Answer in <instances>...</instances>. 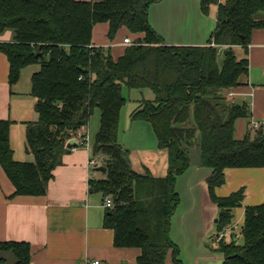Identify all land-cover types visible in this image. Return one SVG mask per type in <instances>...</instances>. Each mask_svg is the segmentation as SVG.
I'll list each match as a JSON object with an SVG mask.
<instances>
[{
	"label": "trees",
	"instance_id": "1",
	"mask_svg": "<svg viewBox=\"0 0 264 264\" xmlns=\"http://www.w3.org/2000/svg\"><path fill=\"white\" fill-rule=\"evenodd\" d=\"M158 1L0 0V34L11 33L9 41L0 42L9 63V84L17 83L24 67L38 64L30 76L38 117L25 130L34 160L13 158L10 122L0 120V165L15 195L45 194L53 170L70 150L66 143L85 134L82 128L98 108L100 124L91 151L103 156L105 177L90 179L88 185L90 192L111 197L103 226L113 230L115 247L140 249L138 264H165L168 251L181 264L179 249L169 237V221L179 201L175 177L190 165L183 143L194 145L200 136L201 166L212 169L206 184L218 207L217 236L232 225V210L244 199L243 189L226 197L216 195L226 170L264 167L261 132L233 137L234 122L248 115V106L229 103L223 94L248 72L247 55L238 59L233 46L247 47L252 30L264 29V0H199L204 15L217 7L214 29L203 46L164 44L147 15ZM97 23L108 24L109 39L122 27L143 36L115 59L108 48L92 44ZM122 84L149 93L129 118L149 121L158 146L167 148L165 176L132 169L129 149L119 140L126 102ZM240 235L242 244L235 237L215 239L213 250L222 255V264H264V202L245 207ZM2 250H12L17 264H30L27 242L3 241Z\"/></svg>",
	"mask_w": 264,
	"mask_h": 264
},
{
	"label": "crops",
	"instance_id": "2",
	"mask_svg": "<svg viewBox=\"0 0 264 264\" xmlns=\"http://www.w3.org/2000/svg\"><path fill=\"white\" fill-rule=\"evenodd\" d=\"M216 8L213 6L204 15L199 0H160L149 6L148 22L166 45L203 46L214 29ZM107 31V23L95 24L91 42L108 48L116 59L129 46L123 43L129 36L120 28L115 38L108 41ZM10 37L11 33L6 31L0 34V42L9 41ZM233 50L238 59L247 55L248 72L240 77L239 85L223 94L232 92L231 98H225L227 102L248 106V115L234 122L233 137L243 139L257 133L250 127L252 120L264 121V29L252 30L247 47L237 45ZM8 74L7 57L0 52V120L10 122L13 158L32 162L34 157L27 150L25 130L29 122L37 120L36 99L30 94V85L23 89L17 83L10 85ZM120 123L121 116L119 140L129 149L132 169L153 177L165 176L168 152L158 146L152 124L141 119L131 121L128 117ZM82 130L87 135L88 126ZM91 157L103 160L101 155H92L89 144L88 148L78 146L68 150L62 163L53 170L45 194L38 196L15 195V188L0 165V242L29 243L30 264H82L94 260L99 264H138L140 249L115 247L113 230L103 226L108 210L103 205L104 197L100 192H90L88 185L90 179H101L94 171L102 164L89 166ZM211 173L208 167L190 164L175 177L174 191L179 201L170 217L169 237L179 249L181 264H222V255L213 250L217 244L218 207L211 201L206 184ZM239 189H243L244 199L232 210V228L235 224L241 228L246 206L264 202V167L227 169L225 183L215 193L226 197ZM230 228L222 238L234 236ZM165 264H176L170 251Z\"/></svg>",
	"mask_w": 264,
	"mask_h": 264
},
{
	"label": "rangeland",
	"instance_id": "3",
	"mask_svg": "<svg viewBox=\"0 0 264 264\" xmlns=\"http://www.w3.org/2000/svg\"><path fill=\"white\" fill-rule=\"evenodd\" d=\"M122 28H124V30L127 32L128 36L132 40L135 41V38H137V37H135V35L132 34L131 32H129L128 29H126L125 27H122ZM113 39H109L107 37L108 41H112ZM108 43H111V42H108ZM219 60H221V57L219 58ZM37 70H38V64L28 65L24 69L21 70L20 75H19V79L17 81V84H18L20 89H23V88L27 87L28 85H30V76H31L32 72L37 71ZM121 92H122V95L125 97L126 102H125V104H124V106H123V108L121 110V114H120L121 123H120V125L122 124L124 118L128 117V119H129L130 113L138 107V105H139L141 100L149 98V93H148L147 89H145V90L129 89L124 84H122ZM88 124H89L88 125V131H87L88 144H89V148H91L92 144H93V141H94V138H95V134L97 133V131L99 129V124H100V112H99L98 108H95L93 114L90 116ZM98 160L102 164L103 160L101 158H99ZM94 172H95L97 177H100V178H104L105 177V174L100 172V171H98V170H96ZM232 225H231V228H232ZM225 231H227L226 228L223 230L222 233L224 234ZM215 234H217V233H215ZM215 234H214V236H215ZM232 234H234L233 237L236 238V241H237L238 244H242L243 243V238L240 235V225L237 226L235 224L233 226ZM228 237L229 238L224 236L223 240L227 241V240L231 239V234H229Z\"/></svg>",
	"mask_w": 264,
	"mask_h": 264
},
{
	"label": "water",
	"instance_id": "4",
	"mask_svg": "<svg viewBox=\"0 0 264 264\" xmlns=\"http://www.w3.org/2000/svg\"><path fill=\"white\" fill-rule=\"evenodd\" d=\"M58 102H56L57 104ZM200 136L197 137V142L194 145H187L183 143L182 149L186 151L188 158L190 159V164L192 165H200L201 164V147H200ZM80 144L75 138H71L65 145L66 149H71L74 147H78ZM98 170L105 172L104 167H98ZM0 260L3 261L2 264H17L18 259L12 250H2L0 251Z\"/></svg>",
	"mask_w": 264,
	"mask_h": 264
},
{
	"label": "built area",
	"instance_id": "5",
	"mask_svg": "<svg viewBox=\"0 0 264 264\" xmlns=\"http://www.w3.org/2000/svg\"><path fill=\"white\" fill-rule=\"evenodd\" d=\"M123 43L126 44V45H133V44H135V41L132 40L129 37H125L123 39ZM232 94H233L232 92H228L226 94L225 98H227V99L231 98ZM250 127H251L252 130H254L256 132H261V134L264 135V121L252 120L250 122ZM75 139L78 141L80 146H85L86 148H88V138H87L86 132L81 137H75ZM99 164H100L99 160L97 158H95V157H91L88 160V165L89 166L96 167ZM103 205L106 208H111L112 207L113 204H112V200H111L110 196H105L104 197ZM222 236H223V234H219L217 236V238H216V241L220 240L222 238ZM88 263H90V264H99V261L98 260H94L92 262L85 261L82 264H88Z\"/></svg>",
	"mask_w": 264,
	"mask_h": 264
}]
</instances>
